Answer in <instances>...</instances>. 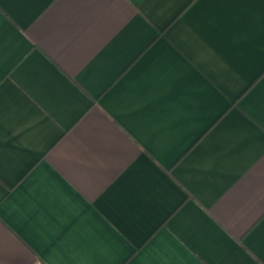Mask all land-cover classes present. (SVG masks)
<instances>
[{"label": "crops", "instance_id": "obj_1", "mask_svg": "<svg viewBox=\"0 0 264 264\" xmlns=\"http://www.w3.org/2000/svg\"><path fill=\"white\" fill-rule=\"evenodd\" d=\"M0 264H264V0H0Z\"/></svg>", "mask_w": 264, "mask_h": 264}]
</instances>
